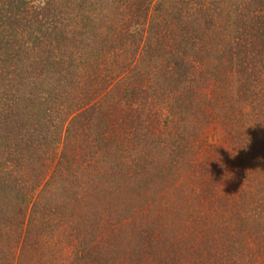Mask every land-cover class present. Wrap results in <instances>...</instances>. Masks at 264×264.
I'll return each instance as SVG.
<instances>
[{
	"label": "trees",
	"instance_id": "trees-1",
	"mask_svg": "<svg viewBox=\"0 0 264 264\" xmlns=\"http://www.w3.org/2000/svg\"><path fill=\"white\" fill-rule=\"evenodd\" d=\"M69 2L0 0V73L20 72L26 64L40 68L38 77L46 76L33 79L32 87L48 95L24 109L23 102H15L19 90L12 92L0 80V264L47 257L39 233L33 237V232L39 211L44 218V211L61 208L54 199L59 184L75 195L84 192L76 201L87 214L72 228L81 252L69 264H141L154 249L158 261L167 249L161 246L163 231L183 221V213L170 207L188 199L177 194L186 189L172 185L187 172L202 176L192 160L209 123L202 90L234 79L246 97L264 75V0H73V16ZM67 25L76 29L71 38ZM132 100L145 102L122 121L111 116L121 102L132 107ZM165 111L168 119H162ZM161 124L165 132L156 133ZM160 138L164 147L157 144ZM52 141L63 148L45 181ZM98 149L102 156L95 157ZM84 163L95 173L82 168ZM168 187L167 194L180 200L164 196L162 210L152 207L157 192ZM149 189L152 198L139 192ZM112 199L129 209L111 207ZM67 200L66 206L74 208V200ZM200 234L194 227L190 241L198 243ZM94 240L99 243L91 246ZM200 251L190 246L191 260Z\"/></svg>",
	"mask_w": 264,
	"mask_h": 264
},
{
	"label": "rangeland",
	"instance_id": "rangeland-1",
	"mask_svg": "<svg viewBox=\"0 0 264 264\" xmlns=\"http://www.w3.org/2000/svg\"><path fill=\"white\" fill-rule=\"evenodd\" d=\"M72 2L71 0L69 2L73 8L71 16L77 10L73 7L75 2ZM33 3L42 5L43 0H33ZM67 26L68 32L66 34L71 38L76 33V29L71 25ZM88 50L94 57L96 49L90 46ZM111 60L116 62V59ZM24 68L25 70L8 73V75L0 73V80L4 84H9L8 87H11L12 92L19 90V96L16 95L17 100L15 102H23L20 105L25 109V107L33 108L36 101L39 102L48 95L44 91L39 93L38 90L32 87L33 79L38 78L37 80L40 79L41 81V78L43 80L46 74H43L40 78L38 77L40 68L32 70L27 64ZM103 74L106 75L104 72ZM1 75L5 78H1ZM48 75L53 74L49 73ZM261 77L260 82L254 86L253 92H250L246 97L238 92L234 86V79L231 80V83H225L224 86L211 83L202 90V97L205 99L202 101V105H206L209 123L202 134L203 136L195 144V156L192 160L197 165L199 175L203 177L197 178L198 175L193 176L187 172L186 176H183L181 180L172 185L171 189L174 187L180 188V186L182 189H186V192H178L177 194H187V201H184L180 207H170L172 210L176 208L177 213H183L181 218L183 221L178 220L179 222H176L172 227L169 225L162 233L165 239L161 234L159 235L163 238L161 246L164 244L167 246L160 260H155L154 256L158 254V251L154 249L156 252L153 251V253L155 254L148 255L147 260H144L145 263L141 264H192L193 260L197 264H264V75ZM100 82H102V76ZM42 87L47 91L51 89L45 84ZM54 94L52 95L54 96ZM14 95L13 93L12 96L14 97ZM38 98L40 99L38 100ZM6 100L8 99L4 98L2 101ZM28 101L30 104L27 103ZM132 101V107H129L125 102H121V105L115 107L117 110H114L115 113L111 116L118 121H122L126 113L135 108L138 110L140 103L145 102L144 100ZM151 101L153 100H149V102ZM35 107L37 108V106ZM163 114L166 116L162 119H166L169 113L165 111ZM26 115L31 118L33 115L35 116V113L26 112ZM172 118L170 117V120ZM196 120L198 119L194 118L192 122ZM67 125L68 123L65 126ZM165 129V126L161 124L156 127V133H162ZM120 132L123 133V130H120ZM164 137L166 136L162 138ZM162 138L156 139L159 147H164ZM55 146L57 145L52 141L48 147L51 150L50 156L52 157L47 161L49 168L47 169L45 181L51 177L58 161L61 159L63 146H57L56 150ZM97 153L98 155H96ZM97 153H95V157L102 156L100 149L97 150ZM92 155L88 157H92ZM123 160L124 158H121V161ZM82 168L85 170L88 168L93 173L97 170L89 168L85 163ZM18 171L21 174L19 169ZM121 176L123 177V175ZM27 178H30V176ZM203 180H208L207 185H203ZM59 186L61 189H55L54 199L56 201L55 205L61 208L58 212L56 209L55 212L44 211V218L41 216V211H39L38 230L34 229L33 234L35 236L32 234L33 237L40 235L39 245L48 251V258L31 257L30 259L29 257L25 261L26 264H69L73 261L74 256L81 252L79 239L73 234L72 228L75 224H79L76 223L79 216L82 221L84 216L87 215L84 214V210H86L83 207L84 205L81 207L78 205L79 201L84 198V192L75 195L64 191V184H59ZM152 190L149 189L150 192L148 190L139 192L152 198L155 195ZM168 191L169 187L165 191L160 190V192H157L156 200L154 202L150 201L151 206H160L161 199L164 196L169 199L171 196V200H180V197L173 195V193L167 194ZM68 197L74 200L72 202H75V209L66 206ZM135 201L138 202L134 197L133 202ZM108 202H110L111 207L115 205L118 207L119 204V208L129 209V207L122 205L124 204L123 201L118 199L117 201L112 199ZM212 208L219 210V214L214 215ZM158 209L162 210V205ZM136 211H140V207L139 209L136 208ZM168 216L170 215H164V217ZM170 218H174V216H170ZM213 218L215 222L219 220L220 224L215 225V222L211 221ZM200 219L202 226L198 223ZM41 221L45 222V226H42ZM195 221L197 222L194 227H197L201 233L198 243H193L189 239V235L194 230L191 223ZM44 227L46 230L43 232L44 229L42 228ZM23 229L26 232L29 226L26 225ZM205 230L210 231V233ZM109 231L111 232V228H109ZM25 234L23 237H25ZM1 242L5 243L4 241ZM170 242L173 243L171 249H169ZM98 243L99 240H94L91 242V246ZM193 245L196 246L197 254L201 250V256L195 255V258H198L197 260L194 258L191 260L192 256L189 248ZM117 248H120L119 253L122 252V246ZM14 252L18 254L19 250L15 248ZM156 258L158 259V256Z\"/></svg>",
	"mask_w": 264,
	"mask_h": 264
}]
</instances>
